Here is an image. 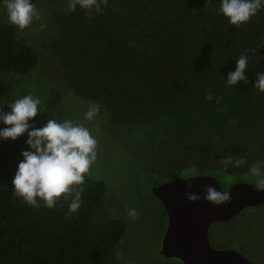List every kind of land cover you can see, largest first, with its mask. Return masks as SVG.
Here are the masks:
<instances>
[{
    "label": "trees",
    "instance_id": "obj_1",
    "mask_svg": "<svg viewBox=\"0 0 264 264\" xmlns=\"http://www.w3.org/2000/svg\"><path fill=\"white\" fill-rule=\"evenodd\" d=\"M67 4L63 12L51 8L47 29L33 37L9 23L0 0V109L9 112L32 94L41 103L30 123L40 128L48 119L74 122L67 110L73 101L98 103L103 131L118 133V160L130 177L117 186L154 197L165 216L151 191L164 181L206 174L225 188L257 185L249 169L264 161V93L254 88L264 72V7L237 27L219 13L220 0H108L90 16ZM245 50L247 83L229 86L227 73ZM51 72L57 77L48 82ZM26 140L27 133L0 140V264H126L117 254L129 223L108 210L104 176L107 182L95 171L85 175L75 213L70 200L36 208L14 195ZM229 155L246 162L224 171L219 161ZM263 227L258 204L212 223L210 233L224 238L216 244L258 249L263 255L249 256L264 260Z\"/></svg>",
    "mask_w": 264,
    "mask_h": 264
},
{
    "label": "clouds",
    "instance_id": "obj_2",
    "mask_svg": "<svg viewBox=\"0 0 264 264\" xmlns=\"http://www.w3.org/2000/svg\"><path fill=\"white\" fill-rule=\"evenodd\" d=\"M3 3L9 23L21 30L29 27L34 19H40L34 0L33 3L32 0H3ZM107 4L108 0H68L67 11L73 12L79 6L90 16L93 11L100 12L101 5ZM209 4H212V0H206L205 5ZM262 7L264 0H220L218 11L228 19L229 24L239 27L250 21ZM40 27L45 25L41 24ZM247 53L248 50L241 53L236 59L235 70L227 73V85L234 86L241 81L247 83ZM254 88L264 93V72L256 73ZM205 98L212 100L211 93ZM40 103L38 97L28 94L8 105L11 111L0 109V122L5 125L0 128V140H16L27 133L25 143L28 150L21 152L23 159L18 163L12 180L13 192L26 204L36 208L40 207L41 201L44 207L51 209L61 199L70 200L69 212L75 213L81 205L85 175L90 173L97 159L98 141L83 124L71 120L58 122L48 119L43 127L36 128L30 121L40 113ZM100 108L98 103L90 102L85 119L93 120ZM245 162L242 158L234 160L230 155L219 161L224 171L229 165L239 167ZM249 171L259 178L256 190H264V161L252 164ZM188 186L191 187L190 184ZM185 196L192 202L200 199L192 192L185 193ZM203 196L215 205L228 203L231 199L229 192L218 191L213 186H206ZM127 215L136 219L138 213L135 209H128Z\"/></svg>",
    "mask_w": 264,
    "mask_h": 264
},
{
    "label": "rangeland",
    "instance_id": "obj_3",
    "mask_svg": "<svg viewBox=\"0 0 264 264\" xmlns=\"http://www.w3.org/2000/svg\"><path fill=\"white\" fill-rule=\"evenodd\" d=\"M67 3L68 0H34V4L40 12V19H34L32 24L23 29L22 32L36 37L35 34L38 35L44 28L47 29V27L41 28L40 25H45L46 21L49 19V12L51 8L54 6L59 7V12H63ZM55 76L56 73L51 72L47 81L49 82V80H55ZM57 80L59 81L58 78ZM88 106L89 102L79 101L77 103L76 101H73V107H69L67 110L71 117H76L74 123L83 124L90 130L91 134L96 137L98 141L97 159L93 165L100 173L92 168L94 167L93 165L91 166L90 172L95 171L97 176L102 177L105 182H107V180L111 182V186L107 185L108 193H106L107 198H105L107 208L111 213L123 217L129 223L128 229L121 241L122 244L118 251L119 255L125 260L126 264H182L177 258H166L159 252L161 239L166 227L167 217L158 205L159 203L157 200L153 196L151 200L148 194L138 192L134 187L133 190L126 193L125 186H117L120 182L127 184L130 178L124 171L121 161L119 162L118 160V151L120 150V145L122 144L120 140H118L117 132L113 131L110 136L105 135L103 131L104 117L98 114L91 121L85 119L84 114L88 110ZM63 107L65 109V105H63ZM218 180L220 183L223 182V180L219 178ZM222 188L226 189L223 186ZM128 201L144 208V210L143 208L141 210L135 209L138 213L136 219H131L127 215L128 209H132L129 206ZM211 230L212 229H209V239L212 246L214 248H222L223 246H220L215 242L225 244L224 238H222L215 231L210 233ZM263 231L264 227L262 229V232ZM245 243L246 242L243 244ZM260 244V249L264 250V237H262ZM256 250L257 252H243V255L254 264H264V260L249 256L259 254L263 255L260 250Z\"/></svg>",
    "mask_w": 264,
    "mask_h": 264
},
{
    "label": "water",
    "instance_id": "obj_4",
    "mask_svg": "<svg viewBox=\"0 0 264 264\" xmlns=\"http://www.w3.org/2000/svg\"><path fill=\"white\" fill-rule=\"evenodd\" d=\"M206 186L229 192L230 202L215 205L205 200ZM151 191L167 216L161 255L177 258L182 264H254L236 249L214 248L208 232L212 223L227 221L248 207L264 204V190L257 191L256 184L236 182L223 189L215 176L199 174L164 181L152 186ZM187 192L199 195L200 199L189 201Z\"/></svg>",
    "mask_w": 264,
    "mask_h": 264
},
{
    "label": "flooded vegetation",
    "instance_id": "obj_5",
    "mask_svg": "<svg viewBox=\"0 0 264 264\" xmlns=\"http://www.w3.org/2000/svg\"><path fill=\"white\" fill-rule=\"evenodd\" d=\"M228 248H233V247H228ZM233 249H236L238 250L237 248H233ZM250 252H251V249H248ZM239 251V250H238ZM240 252V251H239ZM243 254V252H241ZM246 253V252H245Z\"/></svg>",
    "mask_w": 264,
    "mask_h": 264
},
{
    "label": "bare ground",
    "instance_id": "obj_6",
    "mask_svg": "<svg viewBox=\"0 0 264 264\" xmlns=\"http://www.w3.org/2000/svg\"><path fill=\"white\" fill-rule=\"evenodd\" d=\"M164 233V232H163ZM160 246H161V243H160ZM160 251V250H159ZM166 258H168V257H166Z\"/></svg>",
    "mask_w": 264,
    "mask_h": 264
}]
</instances>
